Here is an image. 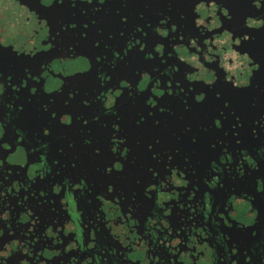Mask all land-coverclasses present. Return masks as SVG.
<instances>
[{
  "label": "flooded vegetation",
  "instance_id": "obj_1",
  "mask_svg": "<svg viewBox=\"0 0 264 264\" xmlns=\"http://www.w3.org/2000/svg\"><path fill=\"white\" fill-rule=\"evenodd\" d=\"M0 264H264V0H0Z\"/></svg>",
  "mask_w": 264,
  "mask_h": 264
}]
</instances>
